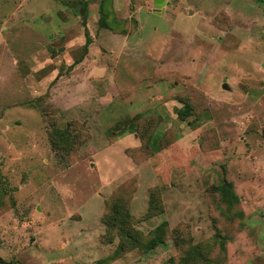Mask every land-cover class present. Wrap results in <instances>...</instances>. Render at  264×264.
<instances>
[{"label": "rangeland", "instance_id": "374dc122", "mask_svg": "<svg viewBox=\"0 0 264 264\" xmlns=\"http://www.w3.org/2000/svg\"><path fill=\"white\" fill-rule=\"evenodd\" d=\"M163 1L0 0L3 261L264 264V0Z\"/></svg>", "mask_w": 264, "mask_h": 264}, {"label": "trees", "instance_id": "16d2710c", "mask_svg": "<svg viewBox=\"0 0 264 264\" xmlns=\"http://www.w3.org/2000/svg\"><path fill=\"white\" fill-rule=\"evenodd\" d=\"M85 9L81 8L79 11L80 16L83 18L85 17ZM88 40H86L85 45H88ZM180 114L181 115H188L189 112L187 109H182L180 110ZM215 190L219 196V198L221 199L222 203L225 204L226 207L231 208L234 205H236L238 203V197L236 196V194L234 193L231 183L227 182L226 180L223 181L221 184H219L218 186L215 187ZM119 197V196H118ZM115 204V203H113ZM111 207L115 208V205H111ZM115 213H118L119 211L117 209L114 210ZM109 218L106 217V219H104L105 224L108 226L110 221L113 222L112 218L110 221H108ZM114 223V222H113ZM156 230H160V228L158 227ZM122 232L125 235L127 232L123 231L122 228ZM161 233V232H160ZM157 231L153 230L152 234H160ZM118 254V253H116ZM109 259H98L96 260L93 264H108ZM0 264H10L9 262H5L0 258Z\"/></svg>", "mask_w": 264, "mask_h": 264}, {"label": "water", "instance_id": "95a60500", "mask_svg": "<svg viewBox=\"0 0 264 264\" xmlns=\"http://www.w3.org/2000/svg\"><path fill=\"white\" fill-rule=\"evenodd\" d=\"M164 1L163 0H154V5L157 9H160L164 6ZM162 10V9H161ZM223 89H228L227 85L223 84Z\"/></svg>", "mask_w": 264, "mask_h": 264}]
</instances>
